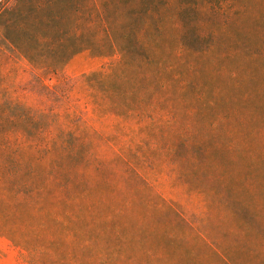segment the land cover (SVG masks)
I'll use <instances>...</instances> for the list:
<instances>
[{"label":"trees","instance_id":"16d2710c","mask_svg":"<svg viewBox=\"0 0 264 264\" xmlns=\"http://www.w3.org/2000/svg\"><path fill=\"white\" fill-rule=\"evenodd\" d=\"M11 1L0 3V43L29 66L35 104L13 98L0 76V236L24 251L29 264H235L227 246L250 240L257 215L244 203L258 198L264 207V177L250 179L252 164L235 159L237 138L165 133L183 123L188 108L197 106V119L207 123L218 110V102L200 96L195 74L222 30L237 29L236 0ZM84 52L107 60L106 68L83 76L86 103L97 119L115 122L113 133L93 130L92 138L114 149L126 132L138 134L134 146L111 158L84 140L80 114L58 111L70 88L63 70ZM44 76L61 81L49 88ZM42 100L48 109L40 108ZM163 167L173 172L187 206L198 205L206 188L209 230L195 212L187 218L179 203L166 202L143 173ZM111 176L136 192L148 217L117 202ZM250 181L257 194L248 192ZM151 206L166 211L172 230L159 229ZM221 209L235 226L223 235V251L210 233L212 210ZM49 250L55 258L44 254ZM238 253L248 258L251 251Z\"/></svg>","mask_w":264,"mask_h":264},{"label":"rangeland","instance_id":"374dc122","mask_svg":"<svg viewBox=\"0 0 264 264\" xmlns=\"http://www.w3.org/2000/svg\"><path fill=\"white\" fill-rule=\"evenodd\" d=\"M236 2L235 5L242 9L236 22L237 29L222 30L217 44L212 46L210 52L198 62L195 74L200 96L203 99L218 102L220 104L218 110L207 123V121L197 119V106L188 108L189 113L187 114L186 110L184 120L190 124H183L184 120L181 125L171 123L172 127L165 134L168 138H184L183 135H188L190 138H207V136L237 138L235 159L242 165L251 163L253 171L250 174V179L258 180L264 177V0H236ZM0 3L6 6L12 5L11 0H0ZM3 44L0 43V76L4 79L3 86L13 98L28 105L35 104V96L30 94L27 89V82L31 78L29 66L12 54ZM106 65L107 60L92 58L85 52L74 56L62 73L61 78L68 82L70 88L67 92V100L58 111H68L70 115H73L72 118L80 114V118L86 123L83 125L84 140L96 143L97 146L94 149L99 157L111 158L114 155L113 152L134 146L139 138L137 133L132 135V132H126L121 138H117L119 139L116 141L118 145H115L114 149L111 146L108 149L99 141L100 139L97 142L98 138H92L93 130L106 134H111L113 129L115 130L113 119H97L91 111V107L86 103L83 76L104 69ZM42 79L43 84L49 88H53L61 81H58L54 76H44ZM187 99L188 97H186ZM182 100H185L184 96L175 97L176 108L180 112L185 105ZM221 100L222 103H220ZM42 102L43 105L40 108L48 109L49 103L45 100ZM195 123L197 127H195ZM143 173L152 180L154 188L166 202L173 200L175 203H179L180 210L187 218L192 212H195L199 224L209 230L207 217L210 212V198L207 197L206 188L194 201L198 205L187 206L184 192L173 183L174 177L170 176H174L173 172L163 167L158 168L154 175L147 171H143ZM110 182L118 186L113 192L117 202L128 203L130 207H133L135 215L142 214L141 220L148 217L142 213V208L145 207L139 202L136 192L128 190L127 184L123 181L120 182L114 176L110 177ZM119 189H121L122 195H120ZM259 189L254 188L250 181L248 192L257 194ZM244 204H248L247 207L257 215L252 220L254 226L249 225L248 227L251 238L247 245H242L243 242L239 243V246L233 243L227 248L235 264H264V242L260 243L256 236L260 228L263 229L264 234V207L258 198L246 201ZM244 204L240 208H243ZM148 210L154 213L149 212V215L153 214L154 218L158 220L160 230L170 231L173 229V223L163 208L160 207L156 211L151 206ZM212 216L210 233L218 249L223 251L227 245L223 235L229 229L235 230V226L226 210H212ZM262 240H264V236ZM242 248H248L251 251L248 258L246 255L238 253V250ZM44 254L51 258L56 257L52 250L44 251ZM0 264L29 263L25 258L24 251L13 246L5 236H0Z\"/></svg>","mask_w":264,"mask_h":264}]
</instances>
